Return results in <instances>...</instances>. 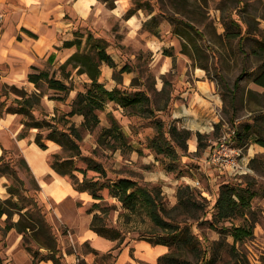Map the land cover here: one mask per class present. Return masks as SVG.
Masks as SVG:
<instances>
[{
    "label": "rangeland",
    "instance_id": "374dc122",
    "mask_svg": "<svg viewBox=\"0 0 264 264\" xmlns=\"http://www.w3.org/2000/svg\"><path fill=\"white\" fill-rule=\"evenodd\" d=\"M219 1L210 0L206 13L202 8H199V17L196 16L197 22H195L196 26L205 35L199 41L202 44L206 42L214 45L217 54L212 55L210 50L204 45L203 50L195 56V59L186 52L187 48L184 46V44L188 43L186 38L174 33L171 22L166 19H160L159 33L158 35H152L142 27L143 21L148 19L150 15L141 9L136 11V13L142 12L140 13L141 30L138 33H133L125 25L124 15L126 12L122 16L109 12H99L98 15L100 17L96 25L98 30L95 31L93 27L90 31L96 36L100 35L109 43L107 51L116 62L115 67L109 68V71L112 72V80L116 86H126V88H129L130 83L133 81L134 87L130 89H143L150 97L151 102L145 108L128 109H123L118 104L106 103L104 108L98 111L100 123L97 127L91 131L79 127L82 138L77 143L79 144L81 155L92 157L105 167L107 172L106 179L116 180L118 177H132L141 183L147 182L151 185L160 186L163 199H165V203L169 208L173 207L177 202V190L181 185L189 184L188 181L191 183L192 181H198L199 185L192 187H194L196 198L204 203V210L200 219L189 218L188 223H191L192 231L198 237L199 256H203V251L206 250L207 258L216 256L217 261L214 264H264V153L256 156L255 162L251 165L253 170L251 174L241 175V178L235 180L232 176L216 170L217 172L214 174L216 180L211 186L207 182L205 171L201 170L202 153L207 146L212 145L209 139L215 142V139L227 129L225 130L224 128L221 131L218 127L213 134H202L201 144L198 146L199 142L197 143L195 152L189 151V137L186 149L180 150L177 148L180 157L175 162L176 165L172 171L165 169L169 159L161 154H156L149 146V140L152 139L156 132L155 120L157 118H161L164 121L165 127L171 124L176 125L174 120L171 119L170 111L172 102L180 98L181 86H178L177 81L185 76L190 82L193 81L192 70L203 69L199 63L207 67V70L203 69V71L208 82L212 84L214 93L221 100L220 112L224 119L228 122L233 119L234 125L237 126L244 121H250L248 117L255 108L264 113V88L256 86L249 77H245L241 81V87L238 91V112L235 118L232 117L228 102L221 93L218 72L223 75L227 83L232 85L233 80L242 70L244 56L238 52L236 40L228 42L222 37L224 26L220 22V12L217 9ZM152 2L154 3L153 0ZM133 6L134 0H131L130 7ZM157 8L158 4L155 6L154 13L158 11ZM242 15L245 18L250 17L259 20L260 22L257 25H259V28H263L264 7L261 1L245 0V10ZM198 18H202V21L199 22ZM70 19L75 23L74 27L76 29L73 30V34L76 30L82 32L88 29L81 22L77 23L73 18ZM88 23L94 26L93 14ZM256 28H253L252 33H254ZM214 29L217 35L214 34ZM251 39L249 38L245 44V49L249 52L251 47H254ZM257 63L258 57L250 53L247 62L248 68L255 67ZM36 66L40 69H48L50 72L54 70L56 71V76H59L57 75V66L54 63L43 61ZM123 67H128L129 70L120 72ZM127 73L132 78L125 83V74ZM65 81L73 86V90L62 100V108H54L51 115L42 103L33 108L36 118L39 120L45 119L51 124H55L59 129L67 127L69 123L80 126L76 117L66 116L64 118V114L70 110V104L76 92L85 91L89 84L87 76L77 74L76 70H72L70 78ZM123 83H125V86ZM17 87L21 88L20 86ZM41 90L48 95L42 98L55 94L53 90L47 88L46 84H42ZM35 91H38V89H35ZM17 97L19 96L13 89L4 88V84L0 85V103H3L4 106L10 105L14 108L16 106L15 98ZM53 116L55 117L52 118ZM20 117L23 119L22 115ZM112 118L117 120L126 134L129 144L127 147L122 146L114 149L110 139H107L110 143L105 142L103 139L102 143H100V131L102 128L110 126ZM262 125L264 126V123ZM38 131L47 145L49 162L54 153H58L62 157L70 154L58 144L45 138L49 132L47 125L42 126L40 129L32 128L29 133L34 134L35 139ZM262 133L264 136V131ZM248 145L245 147L246 149ZM8 157L12 158L18 176L24 180L25 186L29 190L28 193L35 194L39 204L44 206L43 209L46 212L47 221L52 225V230L56 234L58 244L62 249L64 263L80 264V261L83 260L86 264H113L114 253H111L112 256H110L108 252L95 251L89 241L77 239V235L75 236L73 230L66 225V222L72 225L75 224V217L72 211L74 203L69 201L62 203L61 221L54 215L52 203L45 202L38 197L39 193L36 192L33 185V174L26 165L27 163L22 161L23 156L20 150L16 148L9 150L7 153ZM75 159V164L78 168H86L87 165L84 160L80 159V157H75ZM205 170L208 169L205 168ZM77 174L80 178L82 177L81 173ZM87 176H96V173L87 170ZM6 177L9 183L14 181L11 176L6 175ZM65 178L71 182L70 178L67 176ZM222 184H229L241 190L254 192L255 195L251 198L249 206L232 217H219L214 205ZM101 194L106 202L116 205V210L110 211L109 216L107 215L108 223L113 227L118 226L126 232L130 230L129 234L126 233V236L131 237L127 244L136 241L137 239L135 238L138 236V232L145 231L147 223L142 224L140 218H136L131 224L125 225L123 218L118 219L119 212L123 211L121 203L109 196L107 188L103 189ZM91 203L92 200L88 205H83L80 201L76 202L82 212H87ZM5 217L4 215L1 220ZM18 217L19 215L16 212L11 220L15 221ZM232 226H247L252 230L250 235L235 243L239 262L231 254L230 249L234 242L230 235ZM27 241L30 242L28 243ZM27 241L14 228L4 235L0 234V264H50L48 262L50 260H39L36 258L33 251L37 250V245L30 237H27ZM39 251L41 253L46 252L44 248H40ZM131 255H133L131 264H146L144 259L134 257L133 253ZM188 256L189 260L193 263L196 262L195 256L192 254Z\"/></svg>",
    "mask_w": 264,
    "mask_h": 264
},
{
    "label": "trees",
    "instance_id": "16d2710c",
    "mask_svg": "<svg viewBox=\"0 0 264 264\" xmlns=\"http://www.w3.org/2000/svg\"><path fill=\"white\" fill-rule=\"evenodd\" d=\"M101 1L109 9L115 7V0ZM153 1L154 3L152 0H134V6L126 10L124 19L130 18L136 11L141 9L150 15L148 19L143 21L142 27L152 35H158L160 19H166L171 22L173 32L183 38L185 37L188 41L184 46L191 57L195 59V56L203 50L204 45L212 55L217 54L214 45L206 42L202 44L199 41L205 35L195 24L197 22L196 16L200 13L199 8H202L206 13L210 0ZM259 1L263 3L264 7V0ZM157 4L158 11L154 13ZM217 9L220 12V22L224 26L223 39L228 42L236 40L238 52L244 56L242 70L235 77L232 85L227 83L223 75L218 72L221 93L228 102L232 117L235 118L238 112V91L242 79L249 77L251 82L264 87V34H262L264 28L261 29L257 25L260 22L259 20L250 17L245 18L242 15L245 10V0H220ZM262 19L264 21V17ZM198 21L201 22L202 18H198ZM255 27L257 28L252 33ZM28 33L30 36L36 37L33 32L28 31ZM214 34L217 35L215 29ZM73 35L72 39L63 41V47H75L76 51L59 66L61 77H57L54 70L50 72L48 69H40L32 65L27 79L34 84L38 91L28 92L23 87L18 88L16 85L4 84V88L13 89L19 97L15 98L16 106L14 108L0 103V113L5 109L7 112L23 116L20 137L27 136L32 128L40 129L42 126L47 125L49 132L45 138L61 146L63 150L70 152L66 157H62L58 153L52 154L50 165L59 175L70 178L75 190L85 191L91 196L92 203L87 209V213L92 214L89 228L99 236L116 242L113 249H121L131 237L126 236V233L129 234L130 230L126 232L118 226L113 227L108 223V214L110 211L116 210V205L106 202L101 194V191L106 188L109 190V196L121 203L123 211L119 212L118 219L123 218L125 225L131 224L136 218H140L142 224L147 223L145 231H139L135 239L147 241L152 245L163 244L168 247L167 252L158 256L157 264H214L217 261L216 256L207 258L206 250L203 251V256H199L198 237L193 233L191 223H188L189 218L200 219L204 210V203L196 198L192 185H181L177 190V202L169 208L165 203V199H163L160 186L151 185L147 182L141 183L132 177H118L116 180L106 179V169L100 162L92 157L81 155L77 143L82 138L79 127L88 131L97 127L100 123L98 111L103 109L106 103L118 104L123 109L145 108L150 104L151 99L143 89H130L134 87L133 81L130 83L129 88L116 85L112 90L106 88L99 80L100 66L102 63L111 68L116 66L114 58L107 51L109 43L100 35H94L90 29H85L82 32L76 30ZM249 38H252L251 40L254 43V47H251L250 52L245 49L246 41ZM250 53L258 57V63L255 67L248 68L247 62ZM199 64L207 70L206 65ZM72 70H76L77 74H86L89 84L85 91L76 92L70 104V110L64 114V118L77 114L83 116V120L80 126L69 123L67 127L59 129L55 124H51L45 119L39 120L36 118L33 108L41 104V99L46 93L41 90L42 84H46L49 90L55 92V94L49 95L48 98L64 100L73 90V86L65 81L70 78ZM127 70H129L128 67H123L120 72ZM252 111L253 113L248 117L250 121H244L237 126L234 125L233 119H230L229 122L225 119L228 125L236 129L235 140L243 151L251 140H255L264 146L262 133L264 131L262 125L264 123V113L256 108ZM155 128L156 132L149 140V146L156 154H161L169 159L165 169L172 171L176 165L175 162L180 157L177 148L180 150L187 148V139L191 136V131L179 128L175 124L165 127V123L161 118L155 120ZM201 138L202 134L197 133L198 146L201 144ZM102 139L108 143L110 142L107 139H110L114 149L129 145L126 134L115 118L111 119L110 126L101 129L100 143H102ZM34 142L41 149L47 148L39 131L35 135ZM8 152L9 150L4 149L0 155V175L11 176L14 181L6 184L9 196L0 199V218L6 216L4 225L0 227V234L4 235L14 228L22 234L24 240L27 241V237H30L35 242L37 250L33 252L36 258L51 260L53 264H66L63 261L64 256L58 244L57 236L52 230V225L47 221L44 206L39 204L35 194L28 193L29 190L26 188L24 180L18 176L12 158H7ZM75 157H80L85 161L87 165L85 169L76 166L75 161L77 158L75 159ZM255 160L256 157L249 160L250 168H252L251 165ZM22 161L26 163L24 158H22ZM87 170L95 172L96 176L88 177ZM77 173H81L82 177L80 178ZM33 185L36 192H38L40 187L35 178H33ZM254 195V192L241 190L229 184H222L214 208L219 217H232L246 209ZM16 212L19 217L17 220L12 221V216ZM251 233V228L247 226H232L231 228L230 235L234 242L230 249L237 262L240 260L235 243ZM40 248H44L46 252L41 253ZM109 254L112 256L111 252H108ZM190 254L196 257V262L193 263L188 259ZM80 264L86 263L81 260Z\"/></svg>",
    "mask_w": 264,
    "mask_h": 264
},
{
    "label": "crops",
    "instance_id": "0c3cea01",
    "mask_svg": "<svg viewBox=\"0 0 264 264\" xmlns=\"http://www.w3.org/2000/svg\"><path fill=\"white\" fill-rule=\"evenodd\" d=\"M130 2L131 0H116L115 7L109 9L101 0H0V85H16L28 92L35 91L36 88L32 82L28 81L27 75L32 65H39L43 61L56 64L57 75L60 78L59 66L76 51L75 47H63V41L72 39L73 30L76 29L75 23L70 18L77 23L81 22L90 30L94 27L97 31L99 12L122 16L130 8ZM140 13L142 12L139 11L125 19V25L133 33L141 30ZM92 14L94 26L88 23ZM28 31L36 34V37L30 36ZM109 68L105 63L101 64L99 80L106 88L112 90L115 82L112 80V72ZM125 75V83H127L132 76L129 73ZM191 75L194 78L191 82L186 79L187 76L177 81L178 86H181L180 98L172 102L170 113L177 127L191 131L189 151L195 152L198 143L197 133L208 135L215 133L218 127L221 130L219 120L222 113L220 112L221 100L214 93L213 86L206 79L203 69H193ZM125 83H123L124 86ZM44 96H48L47 93ZM41 103L50 115L54 108H62V101L48 97L42 98ZM73 117H76L79 123L83 120L81 115L75 114ZM21 119L20 114L7 112L5 109L0 113V155L4 149L20 150L40 187L38 197L52 203L54 215L62 221V203L72 202L75 224L66 222V225L73 230L75 236L77 235V239L89 241L96 251L114 253L113 264H131L133 256L131 253L134 257L144 259L146 264H157L158 256L168 251L166 245H152L147 241L136 240L117 250L113 249L116 242L99 236L89 228L92 215L82 212L76 202L80 201L83 205H88L92 200L91 196L85 191L75 190L65 176L59 175L52 169L48 160V149H41L34 142V134L19 136L23 127ZM211 140L209 139L213 144ZM207 148L202 153L203 160L206 157ZM261 153H264V146L255 140H251L247 149L244 150L245 159L249 160ZM31 154L37 155L40 161L39 167L29 160ZM202 166L207 182L212 186L215 175L211 170H205L203 161ZM241 177V175L240 177L232 176L235 180ZM6 184H9L8 178L6 175H0V199L9 196ZM2 217L0 227L4 225L5 218L1 220ZM48 262L52 264L51 260Z\"/></svg>",
    "mask_w": 264,
    "mask_h": 264
},
{
    "label": "built area",
    "instance_id": "2783aa9c",
    "mask_svg": "<svg viewBox=\"0 0 264 264\" xmlns=\"http://www.w3.org/2000/svg\"><path fill=\"white\" fill-rule=\"evenodd\" d=\"M222 132L215 142L208 146L206 157L203 160L204 168L211 170L215 174L219 170L220 173H226L228 176L247 175L253 172L249 166V159H245L244 151L238 146L235 140L236 129L228 125L224 117H220ZM203 166H201L202 170ZM216 180V178L214 179ZM192 186H198V181L189 182Z\"/></svg>",
    "mask_w": 264,
    "mask_h": 264
},
{
    "label": "bare ground",
    "instance_id": "6f19581e",
    "mask_svg": "<svg viewBox=\"0 0 264 264\" xmlns=\"http://www.w3.org/2000/svg\"><path fill=\"white\" fill-rule=\"evenodd\" d=\"M29 160H30L33 164H36L37 167H39L40 161H39L37 155H35V154H31V155H29Z\"/></svg>",
    "mask_w": 264,
    "mask_h": 264
}]
</instances>
